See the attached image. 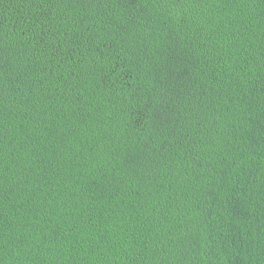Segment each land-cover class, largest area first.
I'll use <instances>...</instances> for the list:
<instances>
[{"label":"trees","instance_id":"1","mask_svg":"<svg viewBox=\"0 0 264 264\" xmlns=\"http://www.w3.org/2000/svg\"><path fill=\"white\" fill-rule=\"evenodd\" d=\"M0 264H264V0H0Z\"/></svg>","mask_w":264,"mask_h":264}]
</instances>
